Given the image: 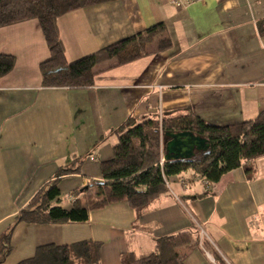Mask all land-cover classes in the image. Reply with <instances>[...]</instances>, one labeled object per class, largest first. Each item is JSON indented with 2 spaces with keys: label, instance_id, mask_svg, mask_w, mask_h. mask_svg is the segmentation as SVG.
Returning a JSON list of instances; mask_svg holds the SVG:
<instances>
[{
  "label": "crops",
  "instance_id": "crops-1",
  "mask_svg": "<svg viewBox=\"0 0 264 264\" xmlns=\"http://www.w3.org/2000/svg\"><path fill=\"white\" fill-rule=\"evenodd\" d=\"M159 22L169 48L98 72L85 88L41 85L49 52L36 19L0 27V54L15 58L0 76V235L12 227L0 264H17L41 244L82 240L101 244L100 264H120L124 253L148 254L158 238L182 232L191 234L178 248L185 264H264V155L248 163L250 175L241 164L208 188L178 183L191 171L171 176L140 214L118 201L91 209L85 222L14 223L60 168L79 167L59 179L54 203L64 208L74 191L101 180L99 162L116 141L109 133L129 116L190 112L229 125L264 110V0H112L56 19L68 61Z\"/></svg>",
  "mask_w": 264,
  "mask_h": 264
},
{
  "label": "trees",
  "instance_id": "trees-1",
  "mask_svg": "<svg viewBox=\"0 0 264 264\" xmlns=\"http://www.w3.org/2000/svg\"><path fill=\"white\" fill-rule=\"evenodd\" d=\"M108 1L112 0H0V27L36 19L49 52V56L39 64L41 85L90 87L98 72L171 46L164 24L159 22L68 61L56 19L69 11ZM14 62V56L0 54V76L8 73ZM167 131H191L204 137L210 144L209 152L197 153L192 159L168 160L161 164L163 138ZM109 135H115L116 141L112 145L111 157L99 162L101 180H91L74 191L75 199L70 207L64 208L54 203L60 195L59 179L62 175L78 172L79 167L60 168L56 177L41 187L19 211L14 223L85 222L91 209L118 201H126L140 214L150 202L168 191L165 178L187 171H191L192 176L204 177L209 185L241 164L250 175L248 163L264 155V110L254 119L229 125L211 124L190 112L172 118L152 115L138 119L129 116ZM76 159L80 158L73 162ZM11 229L0 235V263L11 251ZM190 238L189 232L160 237L153 251L141 256L133 252L124 253L120 264H185L178 248ZM100 248L99 242L91 240L61 245L41 244L31 257L17 264H100Z\"/></svg>",
  "mask_w": 264,
  "mask_h": 264
},
{
  "label": "water",
  "instance_id": "water-1",
  "mask_svg": "<svg viewBox=\"0 0 264 264\" xmlns=\"http://www.w3.org/2000/svg\"><path fill=\"white\" fill-rule=\"evenodd\" d=\"M209 146L206 138L191 131H167L163 138L162 159L164 161L192 159L197 153H208Z\"/></svg>",
  "mask_w": 264,
  "mask_h": 264
},
{
  "label": "built area",
  "instance_id": "built-area-1",
  "mask_svg": "<svg viewBox=\"0 0 264 264\" xmlns=\"http://www.w3.org/2000/svg\"><path fill=\"white\" fill-rule=\"evenodd\" d=\"M199 1H202V0H169V2L171 4L176 5V6H186V5H189V4H192V3H195V2H199ZM163 161L164 160L161 157L160 163L162 164ZM177 178H178L177 179L178 183L181 186H183V187H187L192 181L201 182L205 187L210 186L209 183L207 182V180L204 177L199 176V175L192 176L191 180H190V178H187V177H184V176H178ZM165 184H166V186L168 188L169 184H170L169 178H165ZM201 235H203V231L202 230H201ZM206 254L213 261V259L209 256V254L208 253H206Z\"/></svg>",
  "mask_w": 264,
  "mask_h": 264
},
{
  "label": "rangeland",
  "instance_id": "rangeland-1",
  "mask_svg": "<svg viewBox=\"0 0 264 264\" xmlns=\"http://www.w3.org/2000/svg\"><path fill=\"white\" fill-rule=\"evenodd\" d=\"M161 149H162V147H161ZM162 157V156H161ZM201 231V230H200Z\"/></svg>",
  "mask_w": 264,
  "mask_h": 264
}]
</instances>
